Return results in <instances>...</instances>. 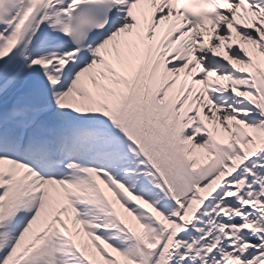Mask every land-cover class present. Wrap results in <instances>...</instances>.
I'll use <instances>...</instances> for the list:
<instances>
[{
	"label": "snow or ice",
	"instance_id": "6c2138e0",
	"mask_svg": "<svg viewBox=\"0 0 264 264\" xmlns=\"http://www.w3.org/2000/svg\"><path fill=\"white\" fill-rule=\"evenodd\" d=\"M0 264H264V0H0Z\"/></svg>",
	"mask_w": 264,
	"mask_h": 264
}]
</instances>
